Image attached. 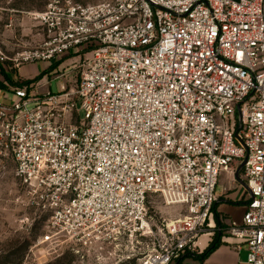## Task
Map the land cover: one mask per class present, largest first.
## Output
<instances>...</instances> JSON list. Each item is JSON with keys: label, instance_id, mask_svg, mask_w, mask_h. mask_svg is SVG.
I'll return each mask as SVG.
<instances>
[{"label": "built area", "instance_id": "2783aa9c", "mask_svg": "<svg viewBox=\"0 0 264 264\" xmlns=\"http://www.w3.org/2000/svg\"><path fill=\"white\" fill-rule=\"evenodd\" d=\"M44 1L29 12L44 38L0 46L14 67L79 56L74 88L0 99V156L48 214L41 242L176 264L201 252L220 175L242 164L246 211L227 232L264 264V0ZM151 195L185 213L155 230Z\"/></svg>", "mask_w": 264, "mask_h": 264}, {"label": "rangeland", "instance_id": "374dc122", "mask_svg": "<svg viewBox=\"0 0 264 264\" xmlns=\"http://www.w3.org/2000/svg\"><path fill=\"white\" fill-rule=\"evenodd\" d=\"M75 1L92 4L105 0ZM44 6V0H0V21L4 25L10 22L12 16L27 19L31 17L29 12L42 10ZM70 57L73 63L75 58L72 55ZM64 59L65 57L38 63L40 72L47 70L50 65L53 68L50 75L46 73L43 77L44 90L57 93L64 84L67 87L71 83L69 88L76 86L80 79L79 68L72 63L69 67L61 64L55 68V62ZM80 115L83 117L84 113L81 112ZM15 170L12 158L0 156V264H92L91 258L85 260L76 254L65 237H59L57 244L41 242L42 236L47 233L48 214L29 201L26 189ZM223 172L219 178L217 194L222 193L227 185ZM233 175L236 177V171ZM147 207L148 220L155 230L185 213L184 206L167 205L157 195L149 197ZM139 257L142 256H132L131 261L126 264H136Z\"/></svg>", "mask_w": 264, "mask_h": 264}, {"label": "crops", "instance_id": "0c3cea01", "mask_svg": "<svg viewBox=\"0 0 264 264\" xmlns=\"http://www.w3.org/2000/svg\"><path fill=\"white\" fill-rule=\"evenodd\" d=\"M4 26V27H2ZM45 36L44 29L32 17L22 20L17 17H11L10 22L2 25L0 21V46L10 56L15 49L37 45ZM74 56L72 63L71 57ZM68 56V57H67ZM65 59L56 63L58 66L65 65L69 67L71 63L77 67L79 56L74 52L64 56ZM67 58V59H66ZM38 61L27 63L19 67H14L11 61H0V97L6 102L10 101L13 94V87L19 82L34 80L36 77L51 74L53 68L40 72ZM58 64V65H57ZM54 68V69H55ZM6 73V76L4 73ZM44 75L38 81L30 84L33 92L43 94L48 91L44 90L42 80ZM63 86H66L65 84ZM72 86L70 83L68 88ZM236 165L233 166V171ZM234 172L228 170L223 172V177L227 180V185L223 188L222 193L217 194V200L214 203L210 222L212 225L211 232L199 237L198 244L200 251L209 245L214 235L218 234L221 238V244L211 252L204 260L187 257L183 263L188 264H248L247 248L243 241L231 236L227 232L229 224L232 222L241 223L246 211V201L248 192L240 178L234 177ZM240 246V248H237ZM200 252V253H201Z\"/></svg>", "mask_w": 264, "mask_h": 264}, {"label": "trees", "instance_id": "16d2710c", "mask_svg": "<svg viewBox=\"0 0 264 264\" xmlns=\"http://www.w3.org/2000/svg\"><path fill=\"white\" fill-rule=\"evenodd\" d=\"M4 73V72H3ZM4 75L6 76V73H4ZM44 75V73L42 74ZM42 75L36 77L34 80H30V81H26V82H19L16 84V86H23V85H27L30 86V84L32 82L38 81L39 79H41ZM214 207V206H213ZM221 238L218 234L214 235L213 239L211 240V242L209 243V245L204 249L203 252L198 253V254H194L193 257L202 261L204 260L211 252H213L220 244H221ZM189 257V255H185L184 257L180 258L176 264H183L184 260Z\"/></svg>", "mask_w": 264, "mask_h": 264}, {"label": "water", "instance_id": "95a60500", "mask_svg": "<svg viewBox=\"0 0 264 264\" xmlns=\"http://www.w3.org/2000/svg\"><path fill=\"white\" fill-rule=\"evenodd\" d=\"M241 166H242V164H241ZM241 166H240V167H241ZM240 167H239V168L237 169V171H236V177H237V178H239V169H240ZM243 184L245 185L244 182H243ZM245 187H246V185H245Z\"/></svg>", "mask_w": 264, "mask_h": 264}]
</instances>
